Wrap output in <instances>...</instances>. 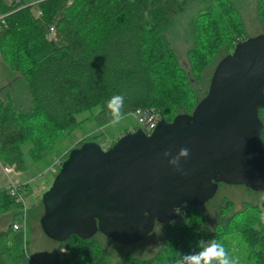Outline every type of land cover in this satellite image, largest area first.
Instances as JSON below:
<instances>
[{"label":"trees","instance_id":"obj_1","mask_svg":"<svg viewBox=\"0 0 264 264\" xmlns=\"http://www.w3.org/2000/svg\"><path fill=\"white\" fill-rule=\"evenodd\" d=\"M30 1L0 0V15L6 14L0 22V59L9 73L0 86V161L19 171L43 160L56 140L89 117L79 119V113L97 108L92 118L100 126L107 124V104L116 95L125 98V115L154 107L161 119L170 121L176 114L191 113L207 93L216 64L238 41L233 37H248L234 0ZM187 9L194 14L187 25L189 47L182 63L162 31ZM257 18L264 25V5L257 7ZM49 26L55 29L53 40L45 37ZM258 114L264 118V107ZM261 140L264 145V130ZM57 171H52L53 177ZM39 203L42 215V199ZM228 205L226 201L206 232L201 206L186 204L175 219L163 223L166 231L154 255L126 254L116 264H177L180 255L202 250L199 241L212 240L228 248L236 264H264V212L250 205L224 218ZM22 208L6 187L0 190V214L13 209L17 216L0 231V264H6L4 253L13 264H38L22 248L21 219L31 212ZM236 215L243 217L241 222L234 220ZM16 221L21 224L18 230L12 227ZM96 234L103 235L97 231L87 239L69 235L55 241L59 247L51 264H108ZM231 237L240 242L238 253H229Z\"/></svg>","mask_w":264,"mask_h":264},{"label":"water","instance_id":"obj_2","mask_svg":"<svg viewBox=\"0 0 264 264\" xmlns=\"http://www.w3.org/2000/svg\"><path fill=\"white\" fill-rule=\"evenodd\" d=\"M264 33L235 43L216 64L208 91L191 113L119 135L103 149L85 141L68 151L42 195L40 227L49 239H82L97 231L130 244L186 204L198 207L218 183L264 190ZM180 148L183 173L168 163Z\"/></svg>","mask_w":264,"mask_h":264},{"label":"rangeland","instance_id":"obj_3","mask_svg":"<svg viewBox=\"0 0 264 264\" xmlns=\"http://www.w3.org/2000/svg\"><path fill=\"white\" fill-rule=\"evenodd\" d=\"M234 4L242 20V30L245 37L264 33V25L257 18V7L260 8L264 5V0H234ZM193 14L194 11L192 9H187L173 24L167 25L162 31L164 37H166L177 54L179 61L182 63L186 62L185 53L189 47V42L186 37L188 32L187 25ZM233 39L236 42L237 40L244 39V37L234 36ZM8 74L7 67H5V64L0 59V86L5 85L7 80H9ZM96 110L97 108H94L90 111L86 110L79 113L77 115L79 119L89 117L84 119L82 123L70 132L65 133V135L56 140L46 151L43 160L37 163H30V165L28 164L27 170L19 171L17 169V173L12 171L9 175H6L0 168V190L5 187L9 179L16 180L19 184L27 183V186L21 190V194L25 209L31 210V212L22 215V231L25 235L22 248L38 264H51L54 252L59 247L58 242L45 236L38 222L42 212L39 202L54 178L52 171L59 170V167L55 168L54 166L55 160L68 149H72L76 142L80 140L87 139L86 141H93L105 149L111 144L112 138L117 134H122L124 131H134L138 126L132 113L125 115L124 120L116 127H110L108 123L100 126L91 116V113ZM226 201L229 202V205L227 206L228 210L226 208L224 209V218L250 205H255L264 212V190H246L242 185L223 184L219 186L214 197L199 208V212L204 220V231L209 232L212 230V226L219 218L218 214L220 213V209L225 205ZM12 210L9 209L0 214V231L6 230L9 223L16 219H13L16 214ZM234 218V220L240 222L243 219L240 215H236ZM18 221L16 222L18 223ZM165 231L166 228L163 223L157 222L148 235L134 243L120 244L101 234H96L95 239L105 253L108 264H116L126 254H132L142 258L154 255L160 247L161 238L165 234ZM233 243L236 244L234 245ZM239 243L231 237L229 253H238L241 248ZM63 250L64 247L61 246L59 253H62ZM226 251H228V248H226ZM239 254L241 255V253ZM3 258L6 264H13V260L9 254L4 253Z\"/></svg>","mask_w":264,"mask_h":264},{"label":"clouds","instance_id":"obj_4","mask_svg":"<svg viewBox=\"0 0 264 264\" xmlns=\"http://www.w3.org/2000/svg\"><path fill=\"white\" fill-rule=\"evenodd\" d=\"M124 96L116 95L108 102L107 108L109 109V120L108 126L116 127L121 124L124 120L125 113L123 111ZM165 157H170L168 163L174 166L175 170L183 173L180 168V160L182 158L186 159L189 156V149L180 148L176 155H172L170 151H165L163 153ZM261 220H264V215H261ZM198 247L201 251L193 252L191 254L180 255L177 264H236L232 258L229 257L228 253L224 249L223 245L212 241H199Z\"/></svg>","mask_w":264,"mask_h":264},{"label":"built area","instance_id":"obj_5","mask_svg":"<svg viewBox=\"0 0 264 264\" xmlns=\"http://www.w3.org/2000/svg\"><path fill=\"white\" fill-rule=\"evenodd\" d=\"M15 2H19L20 0H14ZM39 0H31L30 3H35ZM39 14V12H38ZM6 14L0 15V22H3V18ZM55 29L53 26H49L47 28L46 37L47 39L53 40L55 37ZM136 120L138 128H141L146 134H149L157 125L158 121L161 119L158 111L154 107L140 109L137 108L133 112H131ZM0 168L4 174L9 175L10 172L16 171V168L13 164L8 165L4 164L0 161ZM22 184H19L18 181L9 179L8 183L5 185L6 189L14 197L16 203H20L23 206L24 212V201L21 194ZM21 224L13 223L12 227L14 230H18Z\"/></svg>","mask_w":264,"mask_h":264},{"label":"crops","instance_id":"obj_6","mask_svg":"<svg viewBox=\"0 0 264 264\" xmlns=\"http://www.w3.org/2000/svg\"><path fill=\"white\" fill-rule=\"evenodd\" d=\"M123 133H125V131L123 132ZM119 135H121L120 133L119 134H117L114 138H112V141H114ZM77 143V142H76ZM56 162H57V160H55ZM56 162H54V164H56Z\"/></svg>","mask_w":264,"mask_h":264},{"label":"flooded vegetation","instance_id":"obj_7","mask_svg":"<svg viewBox=\"0 0 264 264\" xmlns=\"http://www.w3.org/2000/svg\"><path fill=\"white\" fill-rule=\"evenodd\" d=\"M220 185H221V183H218L217 189L219 188ZM216 191H217V190H216ZM215 193H216V192H215ZM214 195H215V194H214ZM214 195H213L211 198H213ZM211 198H210V199H211ZM210 199H209V200H210Z\"/></svg>","mask_w":264,"mask_h":264}]
</instances>
